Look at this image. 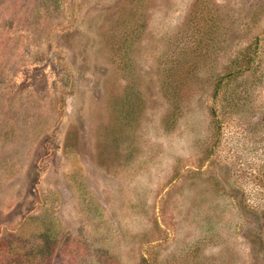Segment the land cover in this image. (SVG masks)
Segmentation results:
<instances>
[{"label":"rangeland","instance_id":"1","mask_svg":"<svg viewBox=\"0 0 264 264\" xmlns=\"http://www.w3.org/2000/svg\"><path fill=\"white\" fill-rule=\"evenodd\" d=\"M263 201L264 0H0L19 264H264Z\"/></svg>","mask_w":264,"mask_h":264},{"label":"trees","instance_id":"2","mask_svg":"<svg viewBox=\"0 0 264 264\" xmlns=\"http://www.w3.org/2000/svg\"><path fill=\"white\" fill-rule=\"evenodd\" d=\"M253 209H260V208L253 207ZM257 231L258 233L255 235V237L252 236V239L254 245L257 248L261 249L260 254H262V257L264 259V223L263 222H260V224L257 226ZM1 249L2 247H0V264H19L18 252H15L12 249H6V248H4L3 250Z\"/></svg>","mask_w":264,"mask_h":264}]
</instances>
